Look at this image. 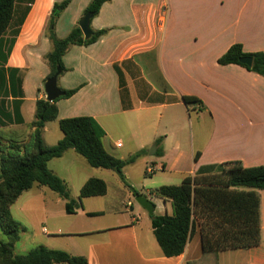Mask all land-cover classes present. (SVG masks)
<instances>
[{"label": "crops", "instance_id": "0c3cea01", "mask_svg": "<svg viewBox=\"0 0 264 264\" xmlns=\"http://www.w3.org/2000/svg\"><path fill=\"white\" fill-rule=\"evenodd\" d=\"M64 1L15 0L0 39V135L5 138L22 142L34 132L36 103L47 100L44 86L51 74L47 27L55 4ZM92 1H71L56 24L59 39L79 26ZM91 28L108 33L93 45L70 47L63 57L66 71L58 87L77 92L56 103L58 120L43 133L47 146L64 137L59 121L95 119L105 132L108 154L126 161L141 153L124 175L153 203L156 216L173 214L171 200L157 196L161 187L179 186L206 167L264 166V78L219 64L235 45L247 54H264V0H111ZM184 97L202 104L186 105ZM48 167L65 182L77 212L68 215L66 202L47 187L36 184L23 193L11 214L25 230L13 210L41 223L46 240L39 246L84 257L88 264H203L198 228L181 256L164 257L150 215L135 209V196L117 173L92 168L74 150ZM127 169L142 171V182H132ZM91 179L103 181L106 194L79 201ZM24 194L26 201L18 205ZM259 194L263 215L264 192ZM37 200L45 203L40 215L23 213L38 211L30 207ZM217 264H264V243L222 251Z\"/></svg>", "mask_w": 264, "mask_h": 264}, {"label": "trees", "instance_id": "16d2710c", "mask_svg": "<svg viewBox=\"0 0 264 264\" xmlns=\"http://www.w3.org/2000/svg\"><path fill=\"white\" fill-rule=\"evenodd\" d=\"M71 1L55 4L47 27V37L52 46L46 58L51 70L49 78L57 73L58 68L61 75L66 71L63 57L70 47L93 45L108 33L107 30L93 31L91 28L93 36L85 40L78 26L66 39H59L56 24ZM110 1L93 0L84 16L91 13L94 19L102 6ZM14 6L15 0H0V39L10 25ZM242 58H252V67L240 63ZM219 64L238 65L264 78V54L244 53L240 45L233 46L219 60ZM62 92L64 96L56 102L40 100L36 103L35 121L30 125L34 132L25 141L17 142L0 135V228L7 237L6 242H0V264H88L84 257L45 246H39L25 255L15 254V247L25 229L13 218L11 207L34 185L47 187L58 194L66 202L67 214H76L77 201L71 198L65 182L48 167L50 161L62 158L70 150L85 158L92 168L117 173L133 196L140 195L129 185L124 169L133 164L141 153L126 161L108 154L102 143L105 132L95 119L81 117L59 121L63 139L53 147L46 145L44 129L48 123L58 120L56 103L71 98L77 90ZM183 100L186 105L202 104L193 97H184ZM199 156H196V161ZM259 191L264 192V166L244 168L239 163L206 167L196 175L186 177L179 186L161 187L156 191L157 196L171 200L173 214L150 218L164 257L181 256L197 228L201 234L203 264H217V256L222 251L260 246L264 243V213H261ZM106 192L103 181L91 179L81 189L79 201L102 197Z\"/></svg>", "mask_w": 264, "mask_h": 264}, {"label": "rangeland", "instance_id": "374dc122", "mask_svg": "<svg viewBox=\"0 0 264 264\" xmlns=\"http://www.w3.org/2000/svg\"><path fill=\"white\" fill-rule=\"evenodd\" d=\"M55 125L56 124H53L52 127L53 128L56 127ZM47 140L49 143L52 141L50 135H48ZM128 170L129 169L126 170L127 172L125 171V174L129 173L131 175L132 182L140 184V182H142V180L144 179V176L142 175L144 173H142V171H140L139 169H136L132 172H130ZM25 201H26V194H24L23 198H21L18 205L22 204ZM132 203H133L135 209H140L139 205L135 201V198L134 199L132 198ZM43 204H45V203H43V201L37 200L36 202H34V205H31L30 207L33 209L38 208V209H36L38 211L23 212V213H39V215H40V213H42V208L45 206ZM39 209H40V211H39ZM13 215L15 216V218L17 220H19L21 223H24L25 226L27 227L25 232L22 234L21 241L15 247V252L17 255H25L28 252H30L31 250L38 248V246L40 244H42L46 239H45V236L43 235V233L40 229L41 223L37 224L36 223L37 219H33V215L27 218V216H24L23 214H21V211H18V210H13ZM40 220H41V217H40ZM33 226H35L34 229H33ZM3 241L6 242L7 237L2 233V230L0 228V242H3Z\"/></svg>", "mask_w": 264, "mask_h": 264}, {"label": "water", "instance_id": "95a60500", "mask_svg": "<svg viewBox=\"0 0 264 264\" xmlns=\"http://www.w3.org/2000/svg\"><path fill=\"white\" fill-rule=\"evenodd\" d=\"M93 19V14L88 13L79 22V28L82 31L85 40H89L93 36V31L91 30V21ZM240 63L246 65L248 67H252L253 59L252 58H242ZM61 75V69H57V73L50 77L45 83V93L47 97V101L53 103L58 99L64 96V92L58 87V78ZM136 203L146 210V212L150 215H154V205L151 201H149L145 196L139 195L135 197Z\"/></svg>", "mask_w": 264, "mask_h": 264}, {"label": "built area", "instance_id": "2783aa9c", "mask_svg": "<svg viewBox=\"0 0 264 264\" xmlns=\"http://www.w3.org/2000/svg\"><path fill=\"white\" fill-rule=\"evenodd\" d=\"M149 170H150V173L153 171V169H151V168Z\"/></svg>", "mask_w": 264, "mask_h": 264}]
</instances>
